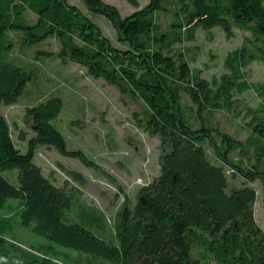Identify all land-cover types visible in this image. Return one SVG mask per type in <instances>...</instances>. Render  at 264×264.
<instances>
[{"label":"trees","instance_id":"16d2710c","mask_svg":"<svg viewBox=\"0 0 264 264\" xmlns=\"http://www.w3.org/2000/svg\"><path fill=\"white\" fill-rule=\"evenodd\" d=\"M82 1L88 13L70 0H0V212H8L0 218V254L22 264H264L253 185L261 183L264 199V81H251L248 71L264 63V0H127L135 10L125 16L106 0ZM90 12L111 20L119 44ZM216 27L229 39L247 33L213 84L192 66L199 45H182ZM44 57L80 64L150 111L143 125L160 139V172L113 221L87 203L81 187L56 184L36 162L46 146L96 165L69 147L58 126L61 95L30 105L32 135L19 133L24 150L14 140L2 106L28 93ZM248 90L261 98L258 106L233 97ZM219 115L246 116V135L226 128ZM61 167L85 184L83 173ZM15 226L30 236L20 237Z\"/></svg>","mask_w":264,"mask_h":264},{"label":"rangeland","instance_id":"374dc122","mask_svg":"<svg viewBox=\"0 0 264 264\" xmlns=\"http://www.w3.org/2000/svg\"><path fill=\"white\" fill-rule=\"evenodd\" d=\"M70 1L89 12L82 0ZM106 1L116 5L124 16L135 10L127 0ZM147 2L148 0H141L142 4ZM89 16L100 24L104 33L114 43L119 44L118 32L106 15L90 12ZM246 33L237 30L236 36L229 39L218 27L213 29L210 37L200 29L195 42L182 46L199 45V56L192 66L215 84L225 71L224 57L241 44ZM51 48L58 51L59 45L55 40H52ZM13 55L20 57L19 47L14 49ZM43 59L36 80L28 85V93L19 102L2 106L12 126L14 140L24 150L27 142L19 138V133L25 131L27 137L32 135L26 120L27 108L30 105L50 93L61 95L64 106L57 118V124L65 134L69 147L83 149L96 165L87 166L77 158L66 157L56 149L46 146L38 149L36 162L56 184L64 185L65 180H68L69 188L81 187L87 203L103 210L108 219L113 221L122 204H134L139 198L140 187L160 172V139L150 134L143 125L150 111L141 99L132 95L122 96L115 84L103 78L91 77L78 63L69 60L63 62L57 57ZM248 71L251 81H264L263 62H253ZM233 97L241 99L245 105L254 107L261 102V98L252 90L235 93ZM219 119L232 132L246 135L245 129H240L248 121L246 116L241 115L238 119H233L231 116L219 115ZM62 165L83 173L85 184L82 185L68 176L62 170ZM253 185L257 192L256 219L264 229L262 186L259 181ZM7 214V211H1L0 218L4 219ZM14 232L20 237L30 236L26 229L17 226L14 227ZM69 254L78 256L73 251ZM0 263L23 262L17 257L7 259L0 254Z\"/></svg>","mask_w":264,"mask_h":264}]
</instances>
